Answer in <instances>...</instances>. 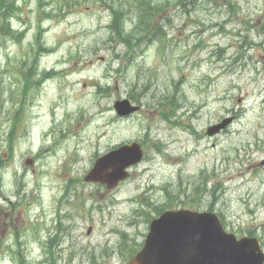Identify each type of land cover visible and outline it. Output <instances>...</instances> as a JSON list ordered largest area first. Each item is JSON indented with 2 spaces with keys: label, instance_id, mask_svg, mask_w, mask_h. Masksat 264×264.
<instances>
[{
  "label": "rangeland",
  "instance_id": "374dc122",
  "mask_svg": "<svg viewBox=\"0 0 264 264\" xmlns=\"http://www.w3.org/2000/svg\"><path fill=\"white\" fill-rule=\"evenodd\" d=\"M111 1L120 0H14L11 24L28 28L22 39L0 33V264H126L153 206L176 196L190 201L179 206L213 202L229 229L260 235L264 248V0H151L162 4L163 53L150 41L121 69L129 50L107 27ZM126 4L130 28L138 9ZM39 27L54 49L42 48L37 72L56 73L29 93L22 71L35 66ZM165 88L185 98L180 125L159 108L116 115V99ZM231 115L225 131L208 135ZM134 140L144 157L128 178L112 189L84 180L98 156ZM105 168L115 167L96 171L106 180Z\"/></svg>",
  "mask_w": 264,
  "mask_h": 264
},
{
  "label": "water",
  "instance_id": "95a60500",
  "mask_svg": "<svg viewBox=\"0 0 264 264\" xmlns=\"http://www.w3.org/2000/svg\"><path fill=\"white\" fill-rule=\"evenodd\" d=\"M115 108L119 115H127L139 106L123 99L115 103ZM230 120L209 128V132L218 131ZM142 154L137 142L122 145L99 158L85 179L106 182L108 187H113L126 177L125 168L139 161ZM118 155L124 156L117 159ZM106 163L119 166L115 176L105 180L96 171ZM263 261L264 253L256 238L237 240L224 230L216 214L179 209L165 211L151 222L143 248L127 264H262Z\"/></svg>",
  "mask_w": 264,
  "mask_h": 264
},
{
  "label": "trees",
  "instance_id": "16d2710c",
  "mask_svg": "<svg viewBox=\"0 0 264 264\" xmlns=\"http://www.w3.org/2000/svg\"><path fill=\"white\" fill-rule=\"evenodd\" d=\"M5 7H7L6 5V0H0V15H4L5 13ZM8 8V7H7ZM112 11H113V20H112V30L115 32V34L118 36V38H124L125 34H124V29H123V20H122V15H123V9L121 8V6H117V7H113L111 6ZM140 23L142 25H147L149 26L151 21H150V16L148 15V9L147 8H143V11L140 12ZM0 33L2 34H12L13 31L11 30L9 24L7 22H3V24L0 26ZM23 76H24V89H33V88H39L42 84V81L45 78V75H43L42 77L39 78H35V70L33 67L28 68L26 71L23 72ZM16 123L17 120H15L12 124V128L10 129L9 133H7V139H8V148L12 151L13 150V143L15 140V127H16ZM3 166V158L0 156V170ZM203 177V175H201ZM206 185V183H205ZM206 189V187H205ZM2 191V178L0 175V193ZM212 195L214 196L215 191L212 190ZM177 197V196H176ZM176 197L172 198L171 201V205L170 206H166V207H173L176 204ZM190 202V201H189ZM191 202H193L191 200ZM183 203H187L188 201H183ZM182 203V204H183ZM200 206V205H197ZM208 210H213V202H209V204L206 206ZM200 208V207H198ZM164 207L161 209L163 210ZM160 212V209H159Z\"/></svg>",
  "mask_w": 264,
  "mask_h": 264
},
{
  "label": "bare ground",
  "instance_id": "6f19581e",
  "mask_svg": "<svg viewBox=\"0 0 264 264\" xmlns=\"http://www.w3.org/2000/svg\"><path fill=\"white\" fill-rule=\"evenodd\" d=\"M96 116V115H95ZM41 137V136H40Z\"/></svg>",
  "mask_w": 264,
  "mask_h": 264
}]
</instances>
